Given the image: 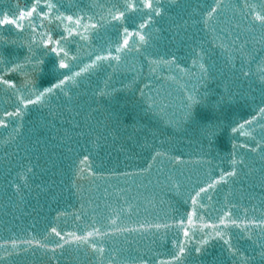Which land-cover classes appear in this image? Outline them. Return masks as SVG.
<instances>
[{"label": "snow or ice", "instance_id": "1", "mask_svg": "<svg viewBox=\"0 0 264 264\" xmlns=\"http://www.w3.org/2000/svg\"><path fill=\"white\" fill-rule=\"evenodd\" d=\"M45 3H47V0H45ZM40 6V0H33V3L31 4V7L27 10H20L18 18L15 16H10L7 13H4L2 18H0V25H14L17 29L23 28V24L20 23V21H23L26 17L31 18L34 13L37 12V9ZM261 10L260 11H254V9L257 7L255 4H247L243 7L248 8L252 11V20L253 23L251 24L252 28L257 27V22L259 28L264 31V0H262V3L259 5ZM55 7L54 4L47 3L48 12L52 11V9ZM162 7L163 5L160 4V0H137V3L133 5L132 3H128L126 0V7H124L123 10L116 9L115 14L112 16L113 20L120 21L125 18L126 13L129 11V9H135L136 11H139L141 13L140 20L141 22L137 25L139 29H145L147 26L150 25V22L153 21L154 17H160L162 15ZM116 6L113 5V9H115ZM224 8V4L222 0H205V10H204V20L203 23L205 25L209 24L218 14L219 12ZM48 12L41 11L39 12V15L47 17ZM111 14V10H110ZM63 17V19H61ZM56 20H60L61 23L64 22V20H67L70 22L69 26L65 28V31L68 35H73L74 33H77V30L80 27H83L84 29H88V24H82L80 17H75L73 15H67L64 16V13H60L58 16L55 17ZM74 24L75 27H72L71 25ZM94 28L95 25H92ZM123 34L124 38L122 40V43L118 44V46L115 48L116 55L113 56L112 52L109 51L105 55H97L95 57V60L92 61V64H95L97 61L105 60V59H114V60H120L121 59V53L122 50L125 48L130 49L132 46L129 43V37H138L139 42H146V37L144 34H142L139 31H136L135 33L133 31H130L128 27L123 28ZM44 36L47 38L42 41V43L45 46V52L51 51V53L55 54L57 56V60L55 61L56 67L59 70L68 69L70 70V66L65 62V58L68 57V52L65 51V48L62 46L61 40L57 39L54 40L51 34L44 33ZM8 41L5 40L3 36H0V44H6ZM14 43V41H12ZM55 45V46H52ZM29 51H31V47L29 48ZM61 53H63V57H61ZM28 59L27 57L25 58ZM33 60H35V57H32ZM88 65H85L84 67H81L79 69V72L72 73L71 75L61 73L60 77H57L55 79V82L50 83V87H43L42 91H33L29 89V95L20 97L17 96V99L19 101L18 105L15 107L14 111H5L2 116H0V126L7 127L8 121L5 119L6 117H19L22 115V112L24 109H26L29 105L36 104V103H42V98L46 96V94H51L53 92V89H61V86H65L67 81L74 80L75 77L79 76L81 73H84L88 70ZM203 68V65L200 66ZM35 69V66H34ZM16 71H23V67L20 63H15L12 60L5 59L2 54H0V85H4L8 88H11L13 90H16L15 82L9 79H5V76L8 74H11ZM27 75V74H25ZM35 81L32 79H28L25 81V85L27 84H34ZM67 94V93H65ZM260 113H264V107H261L259 109ZM245 124H251V121H244V123L238 124L235 127L231 128V131L233 133H236L239 131V135H251V133H245L243 131ZM257 148H260L261 145L257 144ZM256 149L253 148L252 151H255ZM264 150V148H262ZM89 157L86 155L83 157V159L80 161L81 164H85L88 161ZM179 160V157L176 158ZM233 164L236 163L235 159H233ZM90 170V169H89ZM32 171L31 168H24L25 173H30ZM83 172V169H77L76 175L80 176ZM235 175V170L224 172L221 176H219L216 179L211 180L210 183H208L205 187H200L199 191L195 192V195L190 196L191 204L193 206H196L198 204L197 198L200 197L201 193H205L208 191V189L212 188L214 185L224 181L225 177H230ZM23 178V177H22ZM21 186H16L17 192L19 193ZM23 187H27V184L25 183ZM197 216V212L195 208L192 211L187 212V224L189 226L193 225L195 223L194 217ZM225 217H229L228 220L225 219ZM79 219V217H77ZM111 224L116 223V218H113L110 221ZM177 223L181 226L183 230V235L185 238H189V229L184 227L185 221L184 219H180L177 221ZM231 223L232 225H237V220L231 219L230 214L228 212H224L222 216L219 217V225H224L225 228H227L228 224ZM243 223V221H241ZM252 225L260 226L262 229H264V219L260 220H251L248 222ZM141 228L145 227V225L141 224ZM148 227H155L160 228L162 225L156 224V225H148ZM202 227H205V225H202ZM206 227H211L213 229H216L218 226L216 224H210ZM114 231H135V229H119L116 228ZM51 232L54 233L57 237H60L61 240L64 241V243H72L77 242L81 244H88L94 251L103 252V247H97V244L92 241L90 238L92 237H99L105 235V233L101 232L97 228H93L91 231H88L85 235H75L73 233H68L67 235L71 237V240H66L64 236L61 235L60 231H57L55 227L51 228ZM215 237L220 238L224 241L226 245H229V251H232V247L230 245L229 240L225 239L222 232L220 230L215 231ZM212 238V233H208L206 236L202 237L197 243L199 245L207 244L208 240ZM38 245L39 247H48L47 244L42 243L40 240H33V239H10L5 240L3 243H0V248H5V255L11 256L14 253L19 251H25L26 249L23 248V245ZM174 245H178V253L173 254L171 257V261L168 262H161V264H172V261H175L176 264H180V257L185 254L188 249L186 248L183 241H173ZM63 247L62 244L57 243L55 247L52 249L53 251L55 248ZM202 251V248L200 246L195 247V252L200 253ZM111 264V262H109Z\"/></svg>", "mask_w": 264, "mask_h": 264}]
</instances>
